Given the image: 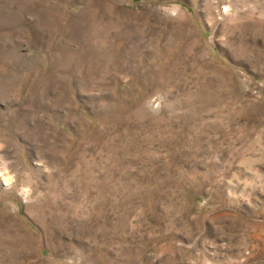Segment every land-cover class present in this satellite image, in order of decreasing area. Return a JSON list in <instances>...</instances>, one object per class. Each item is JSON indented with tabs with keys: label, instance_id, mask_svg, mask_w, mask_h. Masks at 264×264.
<instances>
[{
	"label": "rangeland",
	"instance_id": "rangeland-1",
	"mask_svg": "<svg viewBox=\"0 0 264 264\" xmlns=\"http://www.w3.org/2000/svg\"><path fill=\"white\" fill-rule=\"evenodd\" d=\"M0 264H264V0H0Z\"/></svg>",
	"mask_w": 264,
	"mask_h": 264
},
{
	"label": "clouds",
	"instance_id": "clouds-1",
	"mask_svg": "<svg viewBox=\"0 0 264 264\" xmlns=\"http://www.w3.org/2000/svg\"><path fill=\"white\" fill-rule=\"evenodd\" d=\"M150 107L152 108V110L155 112V111H158L159 108H160V103L158 101H154Z\"/></svg>",
	"mask_w": 264,
	"mask_h": 264
}]
</instances>
